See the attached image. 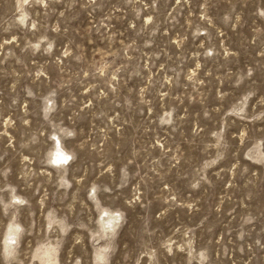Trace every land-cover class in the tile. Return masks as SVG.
Returning <instances> with one entry per match:
<instances>
[{"label":"rangeland","instance_id":"1","mask_svg":"<svg viewBox=\"0 0 264 264\" xmlns=\"http://www.w3.org/2000/svg\"><path fill=\"white\" fill-rule=\"evenodd\" d=\"M0 264H264V0H0Z\"/></svg>","mask_w":264,"mask_h":264},{"label":"bare ground","instance_id":"2","mask_svg":"<svg viewBox=\"0 0 264 264\" xmlns=\"http://www.w3.org/2000/svg\"><path fill=\"white\" fill-rule=\"evenodd\" d=\"M56 155H57V154H56ZM59 157H60V158H63V154H62V153H60V152H59ZM59 157H58V158H57V157H55V158H56V159H59ZM59 160H61V159H59ZM62 160H63V159H62ZM55 161H56V160H55Z\"/></svg>","mask_w":264,"mask_h":264}]
</instances>
